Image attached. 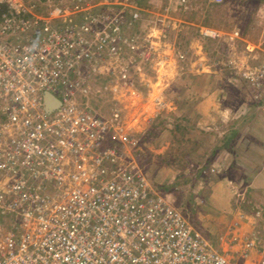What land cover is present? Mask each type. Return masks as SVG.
<instances>
[{
	"label": "rangeland",
	"instance_id": "obj_1",
	"mask_svg": "<svg viewBox=\"0 0 264 264\" xmlns=\"http://www.w3.org/2000/svg\"><path fill=\"white\" fill-rule=\"evenodd\" d=\"M42 2L45 16L68 9L52 21L63 33L92 42L78 75L90 88L83 103L105 120L119 112L114 144L214 248L238 264L256 262L264 242V87L256 89L250 72L264 65V0ZM103 17L119 26L121 41L97 43ZM207 30L220 37H205ZM228 181L230 195L218 188Z\"/></svg>",
	"mask_w": 264,
	"mask_h": 264
},
{
	"label": "built area",
	"instance_id": "obj_2",
	"mask_svg": "<svg viewBox=\"0 0 264 264\" xmlns=\"http://www.w3.org/2000/svg\"><path fill=\"white\" fill-rule=\"evenodd\" d=\"M46 4L0 0V264H238L114 144L119 112L87 110L78 75L92 42L63 33L52 21L68 9L45 16ZM102 19L97 43L121 41ZM250 74L264 87V65ZM47 94L58 108L48 111ZM259 245L252 264H264Z\"/></svg>",
	"mask_w": 264,
	"mask_h": 264
},
{
	"label": "crops",
	"instance_id": "obj_3",
	"mask_svg": "<svg viewBox=\"0 0 264 264\" xmlns=\"http://www.w3.org/2000/svg\"><path fill=\"white\" fill-rule=\"evenodd\" d=\"M254 153V152H253ZM253 153H251V154H253ZM258 155H260V153L259 152H256ZM257 179H261V178H259V177H257ZM258 182H260V184H259V186L258 187H260L261 185H262V187H264V179L262 178V180H258ZM229 186H227L225 183H220L219 185H218V188H222V191L223 190H227V192H229V195H230V193L232 192L233 193V191H232V189H233V186H232V182L230 181H228V183H227ZM251 187L254 189V188H258L257 186H255V181L252 183V185H251ZM230 188H232V189H230ZM219 194H221L222 196H223V194H222V192L220 191V190H218V195ZM229 195L227 194V196H225L226 198H230L229 197ZM214 196H216V195H214ZM220 201V200H219ZM227 205L228 206H226V205H223L222 203H221V201H220V206H226V208H227V210H226V212H229L230 210H229V204H228V202H227Z\"/></svg>",
	"mask_w": 264,
	"mask_h": 264
},
{
	"label": "water",
	"instance_id": "obj_4",
	"mask_svg": "<svg viewBox=\"0 0 264 264\" xmlns=\"http://www.w3.org/2000/svg\"><path fill=\"white\" fill-rule=\"evenodd\" d=\"M46 105L48 108V111H52L53 109H56L60 106L59 100H57L53 95L47 94L45 96Z\"/></svg>",
	"mask_w": 264,
	"mask_h": 264
},
{
	"label": "trees",
	"instance_id": "obj_5",
	"mask_svg": "<svg viewBox=\"0 0 264 264\" xmlns=\"http://www.w3.org/2000/svg\"><path fill=\"white\" fill-rule=\"evenodd\" d=\"M231 147V145H228V144H226V145H224V149H228V148H230ZM217 150V149H216ZM216 150H214V151H216Z\"/></svg>",
	"mask_w": 264,
	"mask_h": 264
}]
</instances>
